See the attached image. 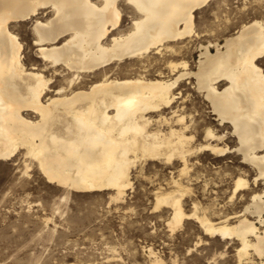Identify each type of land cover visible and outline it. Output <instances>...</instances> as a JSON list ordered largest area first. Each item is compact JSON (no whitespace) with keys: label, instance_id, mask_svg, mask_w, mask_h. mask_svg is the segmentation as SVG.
<instances>
[{"label":"bare ground","instance_id":"obj_1","mask_svg":"<svg viewBox=\"0 0 264 264\" xmlns=\"http://www.w3.org/2000/svg\"><path fill=\"white\" fill-rule=\"evenodd\" d=\"M209 1L0 0V160L23 155L26 171L36 168L49 183L76 191L111 190L117 201L131 186L138 162L161 159L177 168L168 173L169 186L154 191L155 209L171 211L170 230L194 218L206 235L235 247L237 264H264V21L251 19L223 42L201 44L197 70L187 61H170L173 77L160 69L147 74L150 63H142L137 75L117 74L126 59L182 51L178 44L193 34L196 13ZM126 12L131 24L123 29ZM31 19L38 55L29 67L16 28ZM48 67L55 74L68 71L69 89H52ZM190 77L222 127L217 132L208 126L202 141L193 133L194 109L176 105ZM200 153L218 162L229 154L241 158L230 200L247 194L242 209L214 219L209 205L194 199L193 209L186 210V198L196 193L192 166ZM148 250L150 264H184Z\"/></svg>","mask_w":264,"mask_h":264},{"label":"rangeland","instance_id":"obj_2","mask_svg":"<svg viewBox=\"0 0 264 264\" xmlns=\"http://www.w3.org/2000/svg\"><path fill=\"white\" fill-rule=\"evenodd\" d=\"M224 1L210 0L197 11L193 34L178 44L184 46L182 51L175 54L166 50H163L166 54L152 51L143 57V61L142 58L126 59L125 63H121L122 69L119 66L117 74L120 77L134 76L142 72L141 65L150 63L151 68L148 67L150 71H147V74L157 73L160 69L167 77H173L175 75L169 66L170 61H187L190 69L197 70L202 45L215 43L216 40L223 42L227 35L251 19L260 18L264 21V0ZM25 22L17 26L16 31L24 43L27 66L31 67V63L37 61L38 55L32 31L34 20ZM129 23L131 24V13L126 12L122 28H128ZM211 49L215 51L214 46H211ZM261 65L264 66V60ZM179 69L183 68L180 66ZM62 70L60 74H55L51 67L45 71L48 77H52V89L60 86L69 89L66 77L68 71ZM83 79L89 80L90 77ZM194 81L196 82L195 77L183 81V96L181 95L176 105H185L188 111L194 109L197 122L195 121L193 133L202 141L208 126L215 127L217 132H221L222 127L216 120L217 116L211 112L208 101L193 87ZM209 121L212 123L209 124ZM234 144V141H230V145ZM235 157V154H229L225 161L218 162L213 155L200 153L194 158L195 167L192 166V174L197 180L193 181L192 187L196 193L185 200L188 212L193 209L194 199L199 200L203 206L209 205L207 212L214 219L227 211L233 212L243 208L246 202L242 201L249 199L247 194L246 197L239 195L232 198L233 201L230 200L232 177L237 174L238 166L242 165L241 158L236 161ZM197 161L200 163H196ZM179 165L180 163H177L174 166ZM25 166L23 155L16 156V159L13 157L0 160V262L3 264H150L153 258L148 250L150 247L168 262L179 257L177 260L184 264H237L235 247L227 248L218 237L206 235L196 219H186L173 231L167 224L170 209H155L154 191L161 185L166 187L171 178L170 172L177 169L170 163L167 164L161 159L138 162L132 168L131 186L126 190L125 196L117 201L112 200L111 190H69L49 183L36 168L27 172ZM250 174H253L251 177L254 176L255 171H250ZM197 242L199 243L196 244ZM222 251L225 254L221 255Z\"/></svg>","mask_w":264,"mask_h":264}]
</instances>
